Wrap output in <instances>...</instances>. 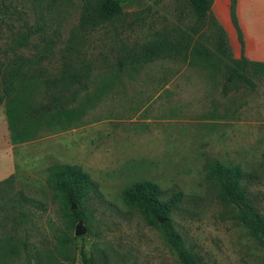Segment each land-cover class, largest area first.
<instances>
[{
  "label": "rangeland",
  "instance_id": "obj_1",
  "mask_svg": "<svg viewBox=\"0 0 264 264\" xmlns=\"http://www.w3.org/2000/svg\"><path fill=\"white\" fill-rule=\"evenodd\" d=\"M120 2L118 19L86 31L85 0L4 1L11 14L0 15V53L29 27L40 34L25 55L53 44L50 58L31 72L40 89L68 67L89 71L87 88L74 89L78 104L104 84L110 89L72 128L20 145L11 143L0 106V264H83V250L96 264H181L162 232L122 198L145 180L167 199L181 194L173 222L201 264H264V241L210 179L217 162L240 166L249 199L264 217V78L252 75L255 87L227 83L232 64L217 51L220 33L211 20L199 21L187 0ZM158 33L192 36L193 45L216 57L209 65L176 56L138 72L120 69ZM47 100L37 94L34 102ZM60 165L91 177L76 206L79 221L49 184L51 168Z\"/></svg>",
  "mask_w": 264,
  "mask_h": 264
},
{
  "label": "trees",
  "instance_id": "obj_2",
  "mask_svg": "<svg viewBox=\"0 0 264 264\" xmlns=\"http://www.w3.org/2000/svg\"><path fill=\"white\" fill-rule=\"evenodd\" d=\"M4 1L0 0V15L9 16L11 6L4 4ZM187 1L199 21L211 20L220 33L217 51L232 64L227 67V83L255 87L251 77L255 75L264 78V63L252 62L245 57L234 58L226 31L212 14L213 0ZM236 4L237 1L232 0V20L238 30L240 42L244 45L243 33L236 15ZM121 14L123 6L120 0H85L80 26L86 31L94 30L104 24L113 23ZM39 32V29L34 30L33 27H29L25 32H18L12 40V45L0 53V106L5 104L10 141L13 145L30 142L45 131L72 128L91 107L104 99L110 89L104 84L94 95L86 96L85 101L78 104V90L74 89L87 88L89 71L86 68L78 70L73 67L62 70L60 77L47 78L43 81L45 90L40 89L37 75H31V72L50 58L53 44L47 42L43 53L36 56H27L24 53L30 48L32 38L40 34ZM39 37L43 38L42 35ZM192 42V36H181L172 40L168 34L158 33L154 40L141 45L136 52L128 55L126 62L129 63L120 62L119 67L138 72L141 67L176 56H182L184 61L199 60L209 65L216 57L215 54L200 44L193 45ZM37 94L45 95L47 102H34ZM244 178L240 166L229 168L217 162L210 169V179L217 183L222 198L237 210L239 221L264 241V217L249 199L243 185ZM90 180V175L82 168L60 165L51 168L49 184L62 193L72 206H77L86 187L90 185ZM122 198L129 207L144 215L149 226L162 232L181 264H201L199 257L188 249L173 222L172 215L181 202L180 193L167 199L157 183L145 180L129 186L123 191ZM72 216L75 221L82 219L79 210L73 211ZM81 256L83 264H96L94 257L84 250Z\"/></svg>",
  "mask_w": 264,
  "mask_h": 264
},
{
  "label": "crops",
  "instance_id": "obj_3",
  "mask_svg": "<svg viewBox=\"0 0 264 264\" xmlns=\"http://www.w3.org/2000/svg\"><path fill=\"white\" fill-rule=\"evenodd\" d=\"M236 1V15L244 45L232 20V0H213L212 14L226 31L235 59L245 57L252 62L264 63V0Z\"/></svg>",
  "mask_w": 264,
  "mask_h": 264
},
{
  "label": "water",
  "instance_id": "obj_4",
  "mask_svg": "<svg viewBox=\"0 0 264 264\" xmlns=\"http://www.w3.org/2000/svg\"><path fill=\"white\" fill-rule=\"evenodd\" d=\"M72 207H73V208H72L73 210H76V208H77L76 205H73Z\"/></svg>",
  "mask_w": 264,
  "mask_h": 264
}]
</instances>
